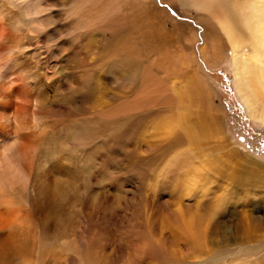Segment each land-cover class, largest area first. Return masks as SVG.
<instances>
[{
    "label": "bare ground",
    "instance_id": "6f19581e",
    "mask_svg": "<svg viewBox=\"0 0 264 264\" xmlns=\"http://www.w3.org/2000/svg\"><path fill=\"white\" fill-rule=\"evenodd\" d=\"M169 7L202 26L197 51L199 33ZM42 35L71 51L64 70L28 56ZM197 54L212 68L229 62L264 123V0H0V264H186L179 253L191 247L264 264V165L248 153L239 203L211 208L222 222L190 211L188 197L180 213L161 211L160 192L142 203L135 190L160 147L137 141L147 122L167 147L222 128ZM115 154L113 174L103 162ZM172 166L188 189L201 179L189 150ZM113 175L131 177L126 189Z\"/></svg>",
    "mask_w": 264,
    "mask_h": 264
},
{
    "label": "rangeland",
    "instance_id": "374dc122",
    "mask_svg": "<svg viewBox=\"0 0 264 264\" xmlns=\"http://www.w3.org/2000/svg\"><path fill=\"white\" fill-rule=\"evenodd\" d=\"M177 9L173 7L168 8V10H170L169 12L174 16V19L181 23H188L199 33L200 39L196 44L197 46H195V50L197 51L202 45V26L192 18L181 14L180 8L179 11ZM29 43L30 45L27 46L26 52L30 58H33L32 61L34 60V63H39L40 66L43 65L44 67L49 66L50 69L47 68L48 70H54L55 68L58 72L64 70L69 64L71 51L67 50L65 54L59 55V46L55 45L56 41L51 37L47 38L45 35H42L41 38L37 40L36 36L35 39L30 40ZM35 47H37V49ZM35 50L36 52L34 53ZM60 51H62V48ZM31 53L34 54V56ZM63 55L66 56L64 57ZM197 57L203 72L217 92V96L210 101V104L213 107V116L221 119L222 128L220 130L212 129L202 134H194L196 135L194 141L193 138L189 139V136H184L182 142L178 146H175V148L166 146V137L162 131L156 128L155 121L147 122L140 129L137 141L142 143L147 139L146 142L160 147L156 148L154 159H151L150 156L145 157L144 162H152V164L148 167L145 175L136 182L135 190L138 196L141 197L142 203L143 195H147L151 192V189L157 190L158 193L160 192L161 195L158 197L159 200L157 205L161 207V211H163V203H165L169 210H178V213H180L179 211L184 207L183 202H185V198L188 197L190 211H194V213L198 212L199 214L202 213L203 217L206 218L205 222H207L208 219H212V223L215 221L222 222V216H224L225 213L223 215L213 216L214 210H211V208L213 207L215 209L217 204H221L220 201L229 202V204H236V201L238 202V195L237 197L235 195L236 192L240 195L242 194L241 191L236 190H241L239 187L237 188V186H239V178L244 171L243 167L245 165L241 155L248 153L250 157L257 159L264 165V123L255 120L248 114L247 109L243 105L235 89L234 74L229 62L224 61L223 64L212 68L203 62L198 54ZM57 63L58 65H56ZM52 66L55 67L51 68ZM62 79H65V75H62ZM222 106L225 109V115ZM156 134L157 136L159 135V137H157ZM184 150L190 151L192 164L196 166L193 170L201 176V181L199 180V182L190 189L181 183L180 180L177 181V178L174 179L170 172V170H178V168L172 166V160H174L177 153L183 152ZM236 152H238V154ZM116 155L118 154L113 155L111 159L103 162H106L104 167L107 164L106 166L110 168L111 172L113 171V174L120 172L118 166L121 165V163L115 158ZM151 175L155 177L154 182ZM104 178L108 181L111 179V177L108 176ZM115 179L116 183L115 185L113 184L114 190L116 189L115 186L120 185L119 187H124V182H126L127 185V181H131V177L123 178L122 176L113 175L111 180L115 181ZM99 181L102 183L104 182V185L108 184L106 180L99 179ZM239 201L241 203L244 202L242 200ZM138 203L139 201L135 204ZM207 210L210 211L211 217ZM127 226L129 227L130 225ZM159 230L160 232L166 231L167 228L160 224ZM230 254L232 253L228 250L223 252L217 250L204 253L195 247H191L188 250V254L187 252H182L179 253V256L186 264L189 262H191V264H213L214 262L225 264L224 262L227 260L226 256ZM232 255L236 254L234 253Z\"/></svg>",
    "mask_w": 264,
    "mask_h": 264
}]
</instances>
